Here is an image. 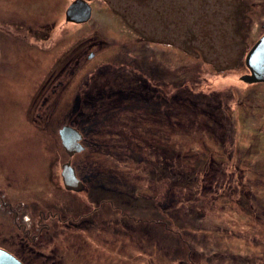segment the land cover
Here are the masks:
<instances>
[{"label": "rangeland", "instance_id": "374dc122", "mask_svg": "<svg viewBox=\"0 0 264 264\" xmlns=\"http://www.w3.org/2000/svg\"><path fill=\"white\" fill-rule=\"evenodd\" d=\"M88 1L105 14L97 9L89 23L67 25L68 36L83 39L84 65L68 75L60 99L47 102L46 125L36 115L43 98L33 100L45 71L30 94L19 92L22 58L0 76V209L32 208L35 222L53 230L29 254L53 255L48 262L35 257L37 264H71L75 254L86 255L85 264H264V84L241 80L250 73L247 54L264 35V0ZM141 48L148 78L159 68L158 78L146 81L152 94L128 67L146 61ZM103 89L126 92L107 99L94 123L85 120L83 98ZM127 89L141 91L147 103L125 100L134 98ZM84 120L85 130L96 132L88 131L86 148L72 158L59 131ZM68 162L83 180L112 175L120 188L148 199L119 208L116 198L114 208H100L88 190L66 191ZM84 214L94 228H60L59 220Z\"/></svg>", "mask_w": 264, "mask_h": 264}, {"label": "flooded vegetation", "instance_id": "af4514ba", "mask_svg": "<svg viewBox=\"0 0 264 264\" xmlns=\"http://www.w3.org/2000/svg\"><path fill=\"white\" fill-rule=\"evenodd\" d=\"M75 1L77 0H70V2L69 0H0V3H4V7L8 10L0 13V76L7 77L6 73H8L14 66L12 60L15 58H22L21 70L18 73L19 77L17 78L22 88L19 92L21 94H30L32 92L31 82L34 79L39 78V76H37L38 73L45 71L44 76L40 79V81L42 82L39 83V87L33 94V100L43 98L42 104L38 107L36 114L38 117L37 120L41 119L43 124L44 122L48 121V116L51 113V106L47 107V102H50L54 99H60L55 97L60 95L58 90H63L66 87L65 85L68 82V75L73 74V72L76 70L80 71L84 65L85 55L83 51V39L74 34L68 36L67 32L68 24L82 26L90 22L88 21L85 24H77L71 23L67 20L68 9ZM84 1L89 3L88 0ZM15 4H21L24 6L33 5L36 8L41 9V11H38L33 16L24 13L21 14L19 12H16L15 10H12V5ZM47 5L49 6L46 9L45 6ZM90 5L92 7V16L90 20H92V17L97 15V9H100L96 8L93 4ZM52 9H54L53 12H51ZM100 12L102 13L101 15L104 16L105 13L103 14V11L101 10ZM69 41H72L70 46L68 45ZM95 46L89 44L88 48L94 49ZM142 49L143 48L139 50L140 56H143V53H141L143 51ZM94 56L95 54L91 53L88 59H93ZM141 59H145L146 61L143 62V64H141L139 67H135L136 65L134 64L133 66L129 64L128 67L132 69L134 75L138 79L139 76L141 77L140 79H143L144 83L141 84V87H144V90L146 91H151L152 94L153 88L146 81H149V78L151 79L154 76L155 78H158L159 68H154V70H151L152 72L150 71V74L152 73V75H150L148 78V71L146 70L148 59L146 58V54ZM106 69H109V67H107ZM115 69L117 70L118 68ZM113 88H115V84L112 85V89ZM43 90H47V92H44ZM115 92V90L112 91L113 94ZM129 92L132 96H136L135 94L138 92V96L136 97H139L140 100H148L147 96H144V94L139 90H130ZM90 94L85 95L83 101L90 97ZM12 95H14V93ZM151 98H156V96H151ZM158 104L160 105L159 102ZM76 108H78V105H76ZM79 110H82V107H80ZM84 122L85 121H81V125L79 123L80 128H76L71 125L66 126H70L79 131L82 136L80 144L85 149L86 146L84 141L85 136L88 134V131H96L92 127L90 128L91 130L87 129L86 131L84 128ZM34 123H36V120H34ZM81 153H83V151ZM76 155H74L73 157H75ZM71 165L75 169L77 178L83 184V189L79 192L88 190L95 201L101 203L100 208H103L105 206V203L111 204L112 208H114L117 193H120V195L122 196V201L124 202L123 203L121 200H117V202L120 203L119 208H122V205L125 208H129L133 203L137 204V201H139L140 198L148 199L146 195L135 196L130 191L126 192L124 189L118 186L116 177L112 175L109 177L106 176L108 178H104L105 176H103V179L102 176H99L101 177L99 179V177H97L96 175L93 176V179H88L89 176H84L85 180H83L80 176H78L76 168L73 166L72 162ZM96 183H102V187L104 188V190H107L104 195H99L98 190L96 189L92 191V187ZM87 185H90L89 189H86ZM68 191L78 193L72 190ZM4 197H6L5 194L0 195V205H3ZM161 203L162 202L160 201L158 204L161 205ZM7 207L9 208V211L6 213H4L0 209V228L2 227L0 231V240L3 242V244H6L8 246H4L2 243H0V249L9 252L10 254L18 258L23 264H37L38 261L35 257H44L43 259H45L47 262L53 259V255L50 256L40 253L39 255L33 254V257L29 254L31 253L30 251H33L31 247L32 243H42V240L44 241L45 237L50 235V232H53L52 226L40 222L36 223L34 210L32 208L26 210L27 212L25 213V211H20L18 208L14 209L12 205H8ZM80 212L84 213L83 210H81ZM97 212L98 209L93 211V213H95V215H93V219H95V217L97 216ZM86 215L87 214L81 216L76 215L78 216V219L75 218V215H70L64 221L59 220L58 222L63 224V226H61L60 228L65 230L66 233H70L76 228L83 229L82 225L85 223L87 229L90 228L87 227L90 225L92 226V228H94L96 221L92 220V218H84ZM53 216L49 214L47 218L51 219ZM60 217H62V215H60ZM80 219H82L81 222H79ZM114 222L115 221H112L111 224ZM114 225L115 224H113V228H111V231L115 235L114 229L116 228L114 227ZM98 231L99 229L96 230V232ZM9 247L16 248L18 253H22V255H19L15 252H12L10 249H7ZM53 254L54 256H57L56 251H54ZM68 256V254H64V257L61 259V261H63L64 259L66 260V257ZM73 256L75 257L76 261L73 260L71 264H85V261H87V259L85 258L86 255L84 254H75ZM96 258L98 257L96 256ZM96 258H93L92 260L99 261V258Z\"/></svg>", "mask_w": 264, "mask_h": 264}, {"label": "water", "instance_id": "95a60500", "mask_svg": "<svg viewBox=\"0 0 264 264\" xmlns=\"http://www.w3.org/2000/svg\"><path fill=\"white\" fill-rule=\"evenodd\" d=\"M91 16V5L84 0H77L69 7L67 20L71 23L85 24L90 21ZM246 66L250 73L244 75L241 80L248 84H264V35L254 44L247 54ZM59 134L62 146L70 157L84 150L80 144L82 136L75 128L64 126L59 131ZM61 176L67 190L79 192L83 189V184L77 178L71 162L63 165ZM0 264L23 263L9 252L0 249Z\"/></svg>", "mask_w": 264, "mask_h": 264}, {"label": "trees", "instance_id": "16d2710c", "mask_svg": "<svg viewBox=\"0 0 264 264\" xmlns=\"http://www.w3.org/2000/svg\"><path fill=\"white\" fill-rule=\"evenodd\" d=\"M108 71H109V69H105L106 73ZM123 87H124L123 85L119 86V88H121V89H123ZM130 90H132V89H127V91H130ZM125 92H126V89L124 91H118L117 93L115 92L113 94V93H109L108 91L106 92L105 89H103L102 91H96V92L91 93L90 97H88L83 102V105H82L83 110H85V116H84L85 120L92 121L94 123V117L95 116L97 117L100 106H103V104L107 102V99H109V100H113L115 98L122 99L125 96ZM133 97L134 98H132V99L125 98V100H134L136 96H133ZM167 104H168L167 100H162L160 107H161V105H162V107H164ZM137 109L141 110V109H143V106H141V104H140V106H138ZM166 111H168V110H165V112ZM100 114H101V112H100ZM98 124H100V122ZM84 125H85V122H84ZM174 160H176L175 157H174ZM100 178L101 177H99V179ZM95 189L98 190L99 195H104L107 192V190L106 189L104 190V188L102 187V183L94 184L92 187V191H94ZM116 196H117L116 198L118 201L119 200L122 201V196L120 195V193H117Z\"/></svg>", "mask_w": 264, "mask_h": 264}]
</instances>
